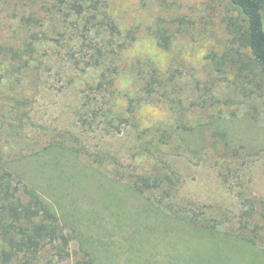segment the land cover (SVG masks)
I'll return each instance as SVG.
<instances>
[{
	"label": "rangeland",
	"instance_id": "rangeland-1",
	"mask_svg": "<svg viewBox=\"0 0 264 264\" xmlns=\"http://www.w3.org/2000/svg\"><path fill=\"white\" fill-rule=\"evenodd\" d=\"M86 1L88 8L85 6L80 17L69 7H63L56 15L49 0H33L34 3L15 7L0 0V68L9 62L16 65L19 61L11 58L9 50L17 51L27 44L33 48L29 54L34 59L31 68H40L36 74L30 72L24 81L0 73V152L10 157L6 162L21 169L29 168L30 174L40 173L46 167L43 184L56 195L66 231L75 237L70 257L56 256L53 250L44 251L37 264L50 260L52 264H75L87 248L93 253L95 264H180L193 248L202 249L208 242L192 237L187 243L188 236L182 230L156 225L158 218L144 207L146 199L137 197L128 179L115 177L116 168L127 173H148L153 157L143 151L146 138L139 139L136 129L127 126L120 133L108 132L102 123L104 118L102 122L92 120L90 100L104 108L114 100L103 91H92L100 81L97 71L85 76L76 68L90 63L96 53L92 48L97 49L98 44L112 55L105 67L119 69L118 76L128 80L136 78L138 86L143 87L150 77L148 73L156 68L159 79L171 88L167 95L148 98L155 102L142 110L145 128L164 118V110L174 101L177 106L194 109L196 104L209 105L214 100L211 112H216V106H223L221 113L240 117L221 127L229 132L234 144L241 139L247 146H257L260 155L254 154L250 162L245 161L237 173H232L227 180L229 184L220 176L226 172L212 162L187 154H166L167 167L182 182L170 204L180 211L199 213L220 209L237 216L241 200L232 191L234 186L264 198V84L254 91V86L245 84L243 78L236 80L216 72L213 50L226 45L228 38L220 25L225 6L220 0ZM97 1L98 17L89 19L91 6ZM110 21L120 29V43L111 36L106 25ZM178 27L181 33H176ZM158 28L174 33L168 48L158 45ZM120 44L123 47L117 53ZM137 60L143 63L146 72L143 75L131 69ZM18 92L27 98L19 106L12 100ZM249 107L257 118L252 119V111L243 118ZM83 120L94 122L93 127H85ZM63 137L73 155L62 157L57 170L51 171L49 151L40 152V157L36 151L44 147L41 145L45 139ZM76 137L87 152L73 151ZM42 138L39 145L36 139ZM103 154L108 158L106 162H94ZM60 203L68 208L65 212ZM76 220H81L79 227L73 225ZM233 242L228 246H235ZM226 246L216 257L208 251L211 254L203 264H264V250L260 246L241 249Z\"/></svg>",
	"mask_w": 264,
	"mask_h": 264
},
{
	"label": "trees",
	"instance_id": "trees-1",
	"mask_svg": "<svg viewBox=\"0 0 264 264\" xmlns=\"http://www.w3.org/2000/svg\"><path fill=\"white\" fill-rule=\"evenodd\" d=\"M8 6H18L33 0H1ZM215 1V0H213ZM225 3L224 12L221 14V27L227 38L225 44L218 50H213L216 72L232 76L234 79L243 78L245 84L261 87L264 84V0H220ZM34 3V2H32ZM86 0H49L55 9V14L63 7L71 8L80 17L88 6ZM97 2L92 4L93 12H89V19L96 20L98 17ZM220 3V2H219ZM86 6V7H85ZM26 7V6H25ZM45 9V8H44ZM234 13V15L232 14ZM106 25L111 30V36L117 37V43L121 38L120 29L112 21ZM156 33L158 45L162 49L168 48L169 40L174 33L169 29L158 28ZM178 27L176 33H181ZM132 41L134 39L132 38ZM20 45V43H19ZM18 45V46H19ZM24 46V49H23ZM122 45H118L121 53ZM93 52L90 63H84L81 68H76L83 75L97 71L100 81L92 88L103 91L104 95L113 98V104L107 107H97V102L89 101L93 105L91 111L92 120L101 121L108 132H121L123 127L136 129L139 139L145 136L142 144L143 151L148 157H153L152 166L148 173L126 172L116 168L115 177L128 179L131 190L138 198H145L147 204L144 207L158 218L156 225L166 226L167 229L177 228L187 234L189 239L207 241L202 249L193 248L189 257H184L180 264H203L208 261L211 253L215 257L221 255L226 244L227 248L246 246H260L264 250V198L249 194V190L243 188L231 189L239 195L241 211L233 215L220 209H212L211 212L201 213L192 210H178L170 204L172 195L177 193L181 186L180 176L166 165V154L190 155L195 159L212 162L216 167L224 170L221 173L225 183L232 173H237L241 165L250 158L260 155L258 147L245 145L240 142L234 144L229 132L221 127L223 123H231L235 114L226 116L219 110L223 106L214 109L215 101L203 106L196 104V108L170 103V108L160 121L152 123L149 127L144 126L142 110L147 106H153L155 101L148 99L156 94L167 95L171 88L165 80H160L158 71L153 68L143 87L137 85L136 78L128 80L117 74L111 68L105 67L112 55L107 49L92 48ZM11 58L19 61L16 65L9 62L4 68H0L1 74L16 76L21 81L40 68H31L34 62L32 44L22 45L17 51L9 50ZM220 56V57H218ZM249 58L247 59V57ZM142 62L137 60L134 64L135 73L143 75ZM139 68H137V67ZM141 67V68H140ZM116 75V77L114 76ZM135 75V74H134ZM160 76H162L160 74ZM2 77V76H1ZM131 79V78H129ZM145 79V78H144ZM133 83L132 84H130ZM90 85V84H89ZM12 98L13 103L21 105L27 98L16 93ZM252 111V114H251ZM250 112L252 119L257 118L255 111L250 107L243 113V118ZM90 116V114H89ZM84 126L92 128L94 122L83 120ZM99 125V122L98 124ZM75 136H69V139ZM200 139H199V138ZM41 140L36 142L41 145ZM40 152L49 151L48 155L52 162L48 165L52 170H57L60 159L66 155H73L69 149V142L62 139H45ZM73 150L77 154L86 150L80 141L75 138ZM252 149V150H251ZM84 152V151H83ZM9 156V155H8ZM94 162L102 164L108 159L106 154L100 155ZM4 151L0 152V264H37L40 255L45 251H56V256L70 257V247L75 237L66 231L60 211L57 206L56 195L52 189L43 184L42 176L45 168L40 173L30 174L29 168H19L13 162L8 163ZM49 162L48 158L44 159ZM241 163V164H240ZM10 166V167H8ZM242 185V184H241ZM248 193V195H246ZM63 212L68 208L61 204ZM166 213L171 214L166 216ZM137 222V217L134 216ZM81 220H76L73 225L79 227ZM149 228V227H148ZM70 231V228H69ZM91 242H95L91 236ZM235 246H228L232 242ZM244 250V249H243ZM212 251L211 253H207ZM264 252V251H263ZM93 253L87 248L81 259L75 264H95ZM47 264H52L47 262Z\"/></svg>",
	"mask_w": 264,
	"mask_h": 264
}]
</instances>
